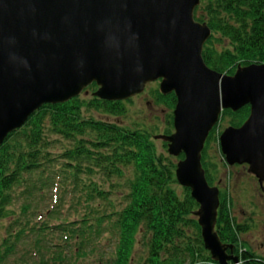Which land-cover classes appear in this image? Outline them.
I'll return each instance as SVG.
<instances>
[{
    "label": "trees",
    "instance_id": "obj_1",
    "mask_svg": "<svg viewBox=\"0 0 264 264\" xmlns=\"http://www.w3.org/2000/svg\"><path fill=\"white\" fill-rule=\"evenodd\" d=\"M195 19L212 30L202 54L212 70L233 75L240 65L264 64V0H201ZM96 90L44 105L0 145V264H218L204 247L198 205L176 179L184 156L123 126L124 102L100 100ZM157 92L173 113L174 94ZM249 114V106L225 110L221 122L240 127ZM171 118L162 135L174 132ZM206 148L202 165L213 186ZM246 230L221 192L220 239L235 245L242 264H264L240 240ZM139 236L145 252L137 258Z\"/></svg>",
    "mask_w": 264,
    "mask_h": 264
},
{
    "label": "water",
    "instance_id": "obj_2",
    "mask_svg": "<svg viewBox=\"0 0 264 264\" xmlns=\"http://www.w3.org/2000/svg\"><path fill=\"white\" fill-rule=\"evenodd\" d=\"M201 0H0V145L44 105L64 104L96 84L94 97L129 100L161 81L174 93V133L155 135L184 156L177 182L191 192L205 249L218 264H240L217 231L220 190L202 165L224 110L250 105L244 124L220 135L227 165L249 166L264 183V64L221 74L203 59L212 35L195 19Z\"/></svg>",
    "mask_w": 264,
    "mask_h": 264
},
{
    "label": "rangeland",
    "instance_id": "obj_3",
    "mask_svg": "<svg viewBox=\"0 0 264 264\" xmlns=\"http://www.w3.org/2000/svg\"><path fill=\"white\" fill-rule=\"evenodd\" d=\"M221 74L231 75L228 73ZM158 89V82L150 83L146 86L144 93L131 100L124 101L126 115L119 119L121 124L130 128L146 130L153 137L159 134H166V127L171 122L173 114L166 105L158 101ZM113 119L111 117V120ZM221 120L214 133L216 139H213L209 145H205L207 147V161L216 165L217 177L213 182V186L220 189L222 193H228L230 197V212L238 222L250 223L252 219L254 220V226L250 229L251 233L242 235V240L246 247L249 244L248 242H250L253 249L249 246L248 248L254 250L255 254L264 257V247H261L264 234V198L257 181L249 177L244 168L229 167L224 164L220 151L219 137L225 128L233 125H231V118H226L222 122ZM156 143L158 147H162V141L156 140ZM209 172L213 174L214 170L211 171L209 169ZM143 246L144 239L139 236L135 254L137 258L144 254L145 249ZM110 251H112L111 248L108 252Z\"/></svg>",
    "mask_w": 264,
    "mask_h": 264
},
{
    "label": "flooded vegetation",
    "instance_id": "obj_4",
    "mask_svg": "<svg viewBox=\"0 0 264 264\" xmlns=\"http://www.w3.org/2000/svg\"><path fill=\"white\" fill-rule=\"evenodd\" d=\"M158 83H160V82H158ZM138 97V96H137ZM249 108H250V106H249ZM234 167H241V168H244L245 170H246V172L248 173V175H249V177H251V178H254L256 181H257V183H258V185H259V188H260V190H261V192H262V196H263V198H264V183H263V187L260 185V183H259V180L253 175V174H250L249 172H248V168H249V166L247 165V164H244V165H235ZM238 222V221H237ZM239 224H241V225H246V227H247V230L244 232V233H242L241 234V238H240V240L241 241H243L242 240V235H244V234H250L251 232V228L254 226V220L252 219L251 221H250V223L249 222H245V223H240V222H238ZM263 226H264V224H263ZM244 242V241H243ZM249 244H247L251 249H253L252 248V246L250 245V242H248ZM258 245V244H257ZM247 246V247H248ZM261 247H264V234H263V243H261ZM252 251H254V250H252ZM264 258V257H263Z\"/></svg>",
    "mask_w": 264,
    "mask_h": 264
}]
</instances>
